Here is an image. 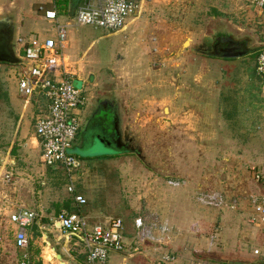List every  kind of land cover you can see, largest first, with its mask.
I'll return each mask as SVG.
<instances>
[{
	"label": "rangeland",
	"instance_id": "rangeland-1",
	"mask_svg": "<svg viewBox=\"0 0 264 264\" xmlns=\"http://www.w3.org/2000/svg\"><path fill=\"white\" fill-rule=\"evenodd\" d=\"M50 1L56 5V0ZM23 3L22 12L0 9V17L7 12L19 16L21 13L24 21H33L31 27L22 31L31 30L33 37L40 40H55L56 26L29 9L26 0ZM70 9L69 5L65 14ZM137 11L141 15L137 23L134 16L129 17L127 29L120 32L90 26L74 28L73 18L60 16L70 45L65 55H73L74 71L81 78L89 77L88 81L98 83L101 91L109 89L122 96V129L141 144L147 160L146 164L136 154L120 151L106 138L109 120L103 117L105 113L84 128L83 108L75 112L81 124L80 142L78 148L71 150L83 175L79 178V171L74 173L75 189L82 187L85 196L93 191L96 206L103 209L121 205L119 202L124 206L129 203L127 186L139 196L151 191L154 213L145 208L144 215L150 213L160 226L164 225V217L184 221L188 226L182 233L188 235L201 227V264L245 260L238 253L242 250L250 252V264H260L262 260L253 252L257 246L263 249L264 227L248 224L240 207L242 202H252V195L264 186V90L252 81L250 73L231 76L240 64L250 60L252 63V57L260 51L225 58L193 49L205 37L214 35L231 36L249 45L251 52L262 49L264 15L251 8L248 0H138ZM188 40L190 45L184 47ZM18 55L23 59L22 50ZM236 59L240 62L236 63ZM3 66L0 264H61L57 258L53 262L45 258L49 249L52 254L67 256L55 233L48 231L45 236V230H32L26 250L16 245L18 226L12 215L25 206L39 215L46 210L56 214L57 204L70 197V181L61 166L51 172L41 160L42 152L30 144L42 102L34 106L32 100H22L18 86L20 68ZM231 86L240 91L239 97H234ZM95 87L89 91L85 88L84 96L89 99ZM232 97L242 112L236 120L228 121L222 115L224 98L230 105ZM218 204H222V213ZM224 210L234 216L223 214ZM253 214L247 217L250 219ZM167 228V234L176 235V227L168 224ZM233 229L249 230L250 239H234ZM156 235L165 239L162 232ZM211 236L215 238L212 248L205 244ZM51 257L47 255L48 260Z\"/></svg>",
	"mask_w": 264,
	"mask_h": 264
},
{
	"label": "built area",
	"instance_id": "built-area-1",
	"mask_svg": "<svg viewBox=\"0 0 264 264\" xmlns=\"http://www.w3.org/2000/svg\"><path fill=\"white\" fill-rule=\"evenodd\" d=\"M248 1L251 8L264 15V0ZM137 4L138 0H83L73 17L74 28L90 26L120 32L126 20L137 11ZM44 16L56 26V39H18L17 51L19 53L22 50L24 53L18 86L21 97L27 102L37 96H44L47 100V113L37 119L35 127V134L42 144V160L49 167L61 166L65 170L71 181L69 193L75 196L78 204L85 205L86 200L75 192L73 174L80 165L71 150L81 130L80 119L75 112L86 108L88 98L84 96L83 87L77 85L72 65L65 55L68 49L66 26L60 24L56 9L45 11ZM256 66L257 74L264 79V49L259 52ZM254 205L250 222L264 227V200ZM37 217L34 211L26 208L12 215V221L18 225L16 245L20 250L28 248L30 227ZM56 223L76 240L75 246H84L87 264H105L111 253L130 254L139 251L126 244L124 223L120 218H109L107 228L94 226L90 229L83 216L62 212ZM136 225L140 228L142 220H137ZM261 254L262 250H255L256 256Z\"/></svg>",
	"mask_w": 264,
	"mask_h": 264
},
{
	"label": "crops",
	"instance_id": "crops-1",
	"mask_svg": "<svg viewBox=\"0 0 264 264\" xmlns=\"http://www.w3.org/2000/svg\"><path fill=\"white\" fill-rule=\"evenodd\" d=\"M26 1H27L26 5L29 4V6H28L29 9H31V10L34 9V11H36V13L39 16H41L46 22H48V21L45 19V16H44L45 11H50V10L56 9L55 3L50 4L51 3L50 0H31V1L26 0ZM70 2H71L70 8L71 7L73 8V5L76 2H78L77 5L79 6L83 2V0H81V1L70 0ZM77 5L74 9H72L73 11L70 9V12L68 13V15L66 17H69V18L74 17L75 11L78 7ZM24 6H25V4L23 3V0H0V9H6V10L7 9H17V10L19 9V11L22 12V9ZM7 14H11V13L7 12ZM26 14H27V16H29L28 12ZM11 15H13V18H14L15 24H16L17 42H18L19 38H22L26 41H29V40L35 38V37H33V35H35V33H32L31 30H28L26 33L24 31H22L23 28L26 29L25 27L30 26L29 24L32 21L31 18L27 17L28 19H26L24 21L23 16H21V13H20V16L15 15V13H13ZM60 16H63V15H60ZM133 16L135 17V19H134V23H135L138 20L139 16H141V15L139 14L138 11H136ZM32 23H33V21H32ZM48 23H50V22H48ZM124 28L127 29L126 26ZM20 32H22V35ZM133 32H135V31H133ZM69 49H70V45L68 43L67 52L69 51ZM17 50H18V45H17ZM71 56H73V55L71 54ZM71 56L69 54L66 55L67 59L70 61L71 65H72ZM0 65H1L0 71L5 69L3 65H6L7 69H11L13 66H15V65L11 64L9 61H7L6 59H2V58L0 59ZM17 66L20 68V65H17ZM72 71L74 72V74L76 76L77 85L80 87H83L84 90H85V88H87V90L89 91V89L91 90V86L92 87L97 86V87H95L96 90H94L93 92L90 93L89 102H88L86 108L82 112V117H83L82 120H83L84 128L95 117H97L98 115L101 116L102 113H105L103 117L105 118V120H106V118H108V120H109L107 122V125H106V126H108V131L105 132V134H106L105 136H106V138L110 139L112 142V140H113L112 136L115 133V131H114L115 119L114 118L117 116L120 120L122 119V121H123V116H121L122 112H121V104H120L121 102H123V99L121 98L122 96H120L117 92L115 93V95L112 94V92L109 89L105 90L104 92H103V90L101 91L100 89H102V88H98V86H99L98 83L88 81L89 77L86 78L84 76V78H81L74 71L73 65H72ZM100 91H101V93H100ZM22 100H23V98H22ZM98 100H100V101L98 102ZM32 101L34 102L32 104L34 106H36L40 102H42V105L36 114V117H37L36 121H37V119L39 117L46 115L48 103H47V100L45 99L44 96H37ZM96 106H99V107H96ZM101 108H103V109H101ZM119 124H120V127L122 128V122L121 123L119 122ZM35 127H36V122H35L32 137L30 139V144L34 145L35 148H39V150L42 152V144L35 134ZM79 142H80V135H78L77 139L75 140L72 149H74L75 147L78 148ZM42 154H43V152H42ZM42 154H41V160H42ZM78 162H79V160H78ZM79 165H80V162H79ZM79 169L76 172L79 171L78 177L81 178V177H83L82 171H81V165H80ZM56 171L57 170H53L51 172H56ZM63 172H64V169H63ZM65 174H63L65 176V178H67V180L70 181V178L67 177L68 176L67 173H65ZM73 176H74V174H73ZM73 181H74V186H75L76 176H75V179ZM70 185H71V181H70V183L68 182L67 186L69 187ZM68 187H67V190H68ZM127 189H128L127 192L130 193L127 196L129 203H127L124 206V205H122V202H119L121 205L116 204V206L114 208H111V209H103V208L97 207L96 201H95L97 197L93 196V191L89 192L90 195L87 194L85 196L83 193L82 187L79 188V190L75 189V192H76V195L82 196L86 200L85 205L78 204L75 201V196L73 194L69 193V191H67L68 196H70V197L68 198V200H64V202L62 204H57L58 212L54 215L51 214V211H49V210H46V212L42 211V214L39 215L38 213H36L34 210H32L29 207L25 206V208L34 211L38 216L32 225L37 224L39 226L40 230H45L46 233L43 232V234L45 236L48 233V231H50L51 233H55L57 235L56 239H57L58 245L65 248V251L67 254V256H65V255H62V256L65 259H67V260H69L75 264H87V255H86V251L84 249V246L83 245L75 246L74 242H76V240H74V238L68 236L62 229L59 228V224L56 223V219L58 218V216L62 212H66L68 214H78V215L83 216L88 221V225H89L90 229L93 228L94 226H103V227L107 228L109 218H120L123 220V223H124V239H125L126 244L128 245V247L138 248L139 251L136 253L130 252V254H119V253H113L112 254L111 253L105 264H201V245H203L202 241H201V232H200L201 218L199 217L197 219V222H198L199 227H200V228L197 227L198 232H192L191 235H188L186 233H182V230L186 226H188V224H186V222H184V221H180V222L178 221L177 222V221L173 220L171 217H164L165 219L161 220L164 223V225L160 226L159 225L160 222H157V221L155 222V219L151 216L150 213H148L146 215H144V213H143V209H145V208L150 209V211L154 213L153 205L151 203V198L154 196H151V194H150L151 191L146 192V194L144 193L143 195L139 196L138 193H136L135 191L129 190L130 189L129 186L126 187V190ZM259 189L260 190L258 192L256 191L255 194L252 195V197H251L252 202L247 201V202H249L248 204L246 201L242 202V205L240 207L243 210L242 214H246L247 223L251 224V225H255V224H252L250 222L251 218L249 219L247 217V215H249L250 213L251 214L254 213V209H252V206L254 205V203L259 202L261 200H264V186L263 187L260 186ZM95 193H96V191H95ZM98 193H99V190H98ZM143 197H145V200H143V201L140 200V199H143ZM140 201H141V203H140ZM57 203H60V201ZM67 203H70V209L71 210H68L66 208L65 205ZM218 207H219V210L221 212L222 204H218ZM25 208H21V209H25ZM21 209H19V210H21ZM224 211H223V214H229L230 216H234L231 214L233 212H230L227 210H224ZM139 219L142 220V226L140 228H138L136 225V222ZM166 223H167V225L171 224L177 228L176 235H173L172 233L167 234L168 228H167ZM145 226H146V229H145ZM153 227L155 228L156 231L155 230L152 231ZM158 230H161V232L164 233L165 239L156 235V234H158V235L161 234V232ZM233 231L234 232L231 235L233 236L234 239L236 237H238L239 239H242V237H243V239L249 240L251 237V236L249 237V234H250L249 230H245L244 232H240V231H238V229H233ZM30 235H31V230H30ZM218 235L220 236V238H222L220 233ZM214 239H215L214 236H211L210 239H205V244H208V246L210 248H212L214 245V243H213ZM202 240H204V239H202ZM257 249L262 250V254L260 256L255 255V250H257ZM53 250L56 252V249H53ZM52 252L53 251L49 249V251H47L45 253V258L48 262H53L54 258L58 259V255H56L55 253H54L55 254L54 255V254H52ZM238 253L240 255H242V256H240V257H242L241 259H245V260H237L239 262L231 261V264H250L247 261V257H251V256H247L250 254V252H247V250H242V251H239ZM47 255L52 256L51 260L47 259ZM253 255L255 257H259L262 260V262L260 264H264V249L257 246L254 249ZM202 259L206 260L203 257H202Z\"/></svg>",
	"mask_w": 264,
	"mask_h": 264
},
{
	"label": "flooded vegetation",
	"instance_id": "flooded-vegetation-1",
	"mask_svg": "<svg viewBox=\"0 0 264 264\" xmlns=\"http://www.w3.org/2000/svg\"><path fill=\"white\" fill-rule=\"evenodd\" d=\"M15 33L13 28L10 25L4 24L0 26V51L1 53L5 50L11 49V41L14 39ZM212 42L210 43L209 47H205L201 51V45L197 46L199 48L198 53H204L209 55H228V54H251L252 50H250L249 45L245 44L244 42L234 40L231 36H218L214 35L211 37ZM203 44V43H202ZM0 53V55H1ZM100 100H98L99 102ZM89 102V99H88ZM99 105V104H98ZM99 107V106H96ZM102 107V106H101ZM103 109V108H101ZM116 125V123L114 122ZM115 132L112 136V142L120 151H125L129 153H134L137 155V151L133 152L130 147H139L141 144L136 141V139L130 134L129 139L125 138V135L120 132ZM142 147V146H141Z\"/></svg>",
	"mask_w": 264,
	"mask_h": 264
},
{
	"label": "trees",
	"instance_id": "trees-1",
	"mask_svg": "<svg viewBox=\"0 0 264 264\" xmlns=\"http://www.w3.org/2000/svg\"><path fill=\"white\" fill-rule=\"evenodd\" d=\"M81 1V0H79ZM71 4L70 0H56V11L58 12L59 15H65L67 16L68 14H65V9H69V5ZM78 4V2H76L74 5H73V9L76 7V5ZM78 6V5H77ZM264 49V47L261 49L259 48L258 50H255L254 52L252 53H256V52H259V51H262ZM249 55V54H248ZM259 53L256 54L255 57H252L253 60H252V63H251V60L248 62V63H245V64H240L236 69H235V73L232 74L231 76H236V77H239V76H242L244 75L245 73H250L251 75V78H252V81H256L260 88H262V90H264V79L262 77H260L258 74H257V57H258ZM235 61V60H234ZM229 62L232 63V60H230ZM237 62H240V60H237L236 59V63ZM228 72H231V71H228ZM233 89V86H231V90ZM233 94H236V96L234 97H239L240 96V92L239 90H237V88L235 87L233 89ZM248 93H250V91H247ZM234 97L231 98V103L230 105L228 104V98H224L225 100V108H224V112H222V115H223V118L225 120H228V121H232V120H236V115L240 112H242L238 105H237V102L235 101ZM255 97V96H254ZM244 99V98H243ZM227 101V102H226ZM236 118V119H235ZM49 167V166H48ZM57 167L58 166H50L49 169L50 171H53V170H57ZM65 172V170H64ZM66 173V172H65ZM63 173V174H65ZM66 175V174H65ZM66 208L68 210H71L70 209V203H67L66 205ZM72 213V212H71ZM30 230H37L39 231V226L37 224H34L30 227ZM41 233V232H40ZM29 263V261H28ZM38 264H41V262H38Z\"/></svg>",
	"mask_w": 264,
	"mask_h": 264
},
{
	"label": "water",
	"instance_id": "water-1",
	"mask_svg": "<svg viewBox=\"0 0 264 264\" xmlns=\"http://www.w3.org/2000/svg\"><path fill=\"white\" fill-rule=\"evenodd\" d=\"M73 8L71 7V10ZM73 11V10H72ZM71 11V12H72ZM4 24H8L11 26V28H13L14 30V33H15V36H14V39L11 41V49L10 50H5L1 53L0 55V59H6L7 61H9L11 64L13 65H21L23 64V60L19 57V53L17 51V29H16V24H15V20L13 18V15L11 14H6L4 16H1L0 17V26L4 25ZM212 38L211 37H205V39L203 40V44H201V51L203 48L205 47H209L210 43L212 42ZM190 42L191 40H188L185 44H184V47L185 46H189L190 45ZM199 48L200 47H196L195 49H193V51L195 52H199ZM209 55V54H208ZM243 54H237V55H234V54H228V55H220L222 57H225V58H230V57H234V56H242ZM215 56H219V55H215ZM115 127H114V131L115 132H119V129L121 130L120 132L122 134L125 135V138L126 139H129V133L124 131L121 127H120V119L116 116L115 118ZM113 143V142H112ZM114 144V143H113ZM130 149L133 151V152H136L137 153V156L147 164V160H146V157L144 156V151H143V148L141 146L139 147H130ZM58 260L61 264H75L73 262H70L69 260L65 259L62 255H58Z\"/></svg>",
	"mask_w": 264,
	"mask_h": 264
}]
</instances>
